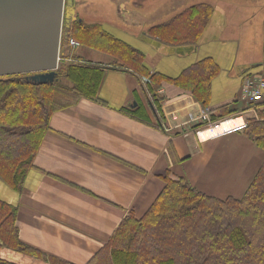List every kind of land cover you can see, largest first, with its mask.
<instances>
[{
    "label": "crops",
    "instance_id": "0c3cea01",
    "mask_svg": "<svg viewBox=\"0 0 264 264\" xmlns=\"http://www.w3.org/2000/svg\"><path fill=\"white\" fill-rule=\"evenodd\" d=\"M202 2L214 9L195 40L163 42L150 33L153 24L137 35L107 29L140 50L151 72L167 77L156 91L159 101L151 96L149 76L116 61L115 53L73 48L87 64L97 62L102 80L96 96H81L51 115L19 189L0 176V199L17 208L19 238L36 249L28 254L1 247V256L19 264H86L126 215L146 211L166 173L213 196L243 195L264 161L256 136L200 131L240 111L264 119L263 104L250 106L241 97L248 73L264 74V0L192 4ZM206 59L218 67L208 89L198 84L202 69L183 74ZM176 76L182 85L170 80ZM190 85L199 95L207 92V102Z\"/></svg>",
    "mask_w": 264,
    "mask_h": 264
},
{
    "label": "trees",
    "instance_id": "16d2710c",
    "mask_svg": "<svg viewBox=\"0 0 264 264\" xmlns=\"http://www.w3.org/2000/svg\"><path fill=\"white\" fill-rule=\"evenodd\" d=\"M213 9L210 3L192 4L153 24L149 31L170 44L195 40ZM178 19L185 22L178 23ZM75 20L61 43L63 55L55 80L35 82L24 73L0 76V176L14 188L21 187L32 166L51 115L81 96L93 98L98 91L103 70L97 62L87 64L76 56L67 44L69 38L115 53L116 61L149 76L150 91L168 80L156 70L151 72L142 52L101 22ZM197 68L205 73L198 84L208 89L217 65L206 59L183 74ZM170 80L182 85L183 79ZM189 88L201 102H207V92L202 96L195 85ZM245 131L264 148V119H249ZM163 179L164 186L146 211L141 216L133 211L126 215L86 264H264V161L240 197L213 196L168 173ZM16 213L14 204L0 199V248L33 254L36 249L19 238ZM0 264L19 263L0 255Z\"/></svg>",
    "mask_w": 264,
    "mask_h": 264
},
{
    "label": "water",
    "instance_id": "95a60500",
    "mask_svg": "<svg viewBox=\"0 0 264 264\" xmlns=\"http://www.w3.org/2000/svg\"><path fill=\"white\" fill-rule=\"evenodd\" d=\"M75 18L74 0H0V76L55 80L61 42Z\"/></svg>",
    "mask_w": 264,
    "mask_h": 264
},
{
    "label": "rangeland",
    "instance_id": "374dc122",
    "mask_svg": "<svg viewBox=\"0 0 264 264\" xmlns=\"http://www.w3.org/2000/svg\"><path fill=\"white\" fill-rule=\"evenodd\" d=\"M194 1L195 0H74L75 19H82L86 22H101L102 26L106 29H113L114 27L117 29L119 27L137 35L139 32L144 31L146 26L173 15L182 8L192 4ZM64 29L65 28H63V30ZM67 44L69 45V43ZM64 46L65 45H63V48ZM83 46L88 48L85 44H78L73 48L77 52ZM61 52L63 51L61 50ZM253 68L254 67H250V69ZM248 74L251 75L253 72H249ZM262 75L264 77L263 73ZM150 93L153 98H157V92L155 90L150 91ZM248 120L249 119L246 121V127L248 125ZM245 128L242 130L245 131ZM245 132L247 133L248 131ZM242 192L243 191H240L237 194H242Z\"/></svg>",
    "mask_w": 264,
    "mask_h": 264
},
{
    "label": "built area",
    "instance_id": "2783aa9c",
    "mask_svg": "<svg viewBox=\"0 0 264 264\" xmlns=\"http://www.w3.org/2000/svg\"><path fill=\"white\" fill-rule=\"evenodd\" d=\"M69 44L71 46H77L79 43L77 40L70 38ZM241 97L243 99H246V101L250 104V106L253 104H258V103L263 104L264 106V77L262 73H253L245 77V80L243 81V84L241 86ZM244 115L245 114L243 113V111H240L235 114L222 117L214 122H211L209 125H207L200 131V135L202 131H206L209 128L216 127L218 124L222 123L223 120L228 119V118L229 119H239V122L236 125L215 131L213 133L234 130V129L242 130L246 127V121H247Z\"/></svg>",
    "mask_w": 264,
    "mask_h": 264
},
{
    "label": "bare ground",
    "instance_id": "6f19581e",
    "mask_svg": "<svg viewBox=\"0 0 264 264\" xmlns=\"http://www.w3.org/2000/svg\"><path fill=\"white\" fill-rule=\"evenodd\" d=\"M239 122V119H225L222 121V123L218 124L216 127H212L207 129L206 131H202L201 135L206 136L209 135L215 131L228 128L230 126L236 125Z\"/></svg>",
    "mask_w": 264,
    "mask_h": 264
},
{
    "label": "flooded vegetation",
    "instance_id": "af4514ba",
    "mask_svg": "<svg viewBox=\"0 0 264 264\" xmlns=\"http://www.w3.org/2000/svg\"><path fill=\"white\" fill-rule=\"evenodd\" d=\"M65 5H67L66 1H65ZM79 20H81V19H79Z\"/></svg>",
    "mask_w": 264,
    "mask_h": 264
}]
</instances>
